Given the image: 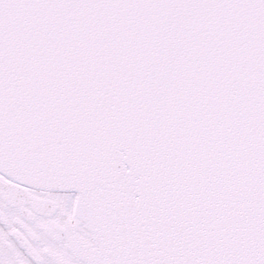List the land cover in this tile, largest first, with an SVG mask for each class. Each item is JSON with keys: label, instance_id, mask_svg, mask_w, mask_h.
<instances>
[{"label": "snow or ice", "instance_id": "obj_1", "mask_svg": "<svg viewBox=\"0 0 264 264\" xmlns=\"http://www.w3.org/2000/svg\"><path fill=\"white\" fill-rule=\"evenodd\" d=\"M0 264H264V0H0Z\"/></svg>", "mask_w": 264, "mask_h": 264}]
</instances>
